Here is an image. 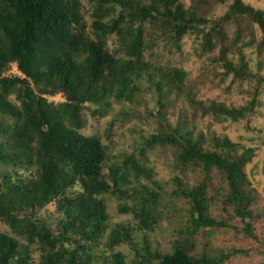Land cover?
Here are the masks:
<instances>
[{
	"label": "trees",
	"instance_id": "1",
	"mask_svg": "<svg viewBox=\"0 0 264 264\" xmlns=\"http://www.w3.org/2000/svg\"><path fill=\"white\" fill-rule=\"evenodd\" d=\"M84 1L93 5L90 22L85 18ZM231 15H247L264 39L263 10L233 0L225 18ZM146 21L159 24L161 34L169 28L177 40L187 31L197 30L207 35L209 44L211 33L219 34V23L211 25L204 16L187 14L176 0H0V162L13 166L12 172L2 173L0 217L14 232L0 231V264H94L91 251L100 238H105L109 249L132 242L129 224H117L105 236L109 226L106 195L138 198V191H130L129 181L130 176L151 178V169L141 161L146 149L141 146L139 156L128 154L120 162L109 163L103 142L79 131V112L83 104H100L109 96L133 100L140 78L157 72L143 55L148 47L143 30ZM153 33L148 32L147 37ZM111 34L123 56L108 50L106 38ZM11 65L16 72L5 74ZM242 66L234 69L225 61V67L237 75L243 73ZM158 76L161 78L154 79L153 86L159 92L163 84L168 89L180 88L184 73L175 69ZM12 94L18 103L9 99ZM56 94L64 97L58 105L47 100ZM212 109L233 119L244 114L242 109ZM215 141L219 149H203L184 131L160 129L147 138L145 146L171 144L176 147L178 163L204 170L218 168L229 186L227 202L238 215L249 216V198L243 189L248 182L244 171L248 157L237 154L227 137ZM22 170L30 175L24 176ZM175 180L181 184L179 177ZM75 185L79 191L69 195ZM204 188L199 184L192 189L178 187L175 192L187 198L195 229L224 226L209 216ZM156 199L157 194L150 192L131 208L119 205V210L132 212L139 218V226L151 228L158 215ZM50 203L63 215L57 230L35 215ZM36 243L40 250L37 259L29 250ZM111 257V264H125L120 252ZM155 257L154 263L150 256H142L136 263L219 264L225 258L191 255L183 244Z\"/></svg>",
	"mask_w": 264,
	"mask_h": 264
},
{
	"label": "rangeland",
	"instance_id": "2",
	"mask_svg": "<svg viewBox=\"0 0 264 264\" xmlns=\"http://www.w3.org/2000/svg\"><path fill=\"white\" fill-rule=\"evenodd\" d=\"M176 2L183 5L187 14L204 16L211 25L219 23V34L211 33L209 44L206 43L207 35L197 30H189L177 40L169 28L161 34L159 24L144 22L148 47L143 55L150 68L154 67L157 72L152 76L145 73L140 78L133 100L118 101L109 96L100 104H83L79 112L82 123L79 131L96 136L103 142L111 160L109 163L114 160L120 162L128 154L139 156L138 149L143 146L146 150L141 161L152 171L150 179L140 176L136 180L130 176L129 189L140 192V198L138 192V198L106 195L109 226L105 236L115 225L129 224L132 227V242L109 249L104 244L105 238H100L99 244L91 251L94 264H111V253L114 252L124 256L125 264H137L142 256H150L154 263L156 254L171 253L177 244L185 245L188 252L195 256L205 254L219 258L228 254L219 264H264V39L247 15L225 18L233 0ZM242 2L264 11V0ZM84 4L87 9L85 18L90 22L93 5L87 1ZM148 32L154 33L147 37ZM106 43L114 56L124 55L118 48L115 35H108ZM225 61H230L234 69L244 65L243 73L237 75L233 69L228 70ZM175 69L184 73L182 86L168 89L163 84V90L158 92L153 86L154 79L161 78L158 76L160 73ZM15 72V67L11 65L5 74ZM9 99L18 103L14 94ZM47 100L58 105L64 97L56 94L47 96ZM212 106L242 109L244 114L233 119L215 111ZM176 128L188 133L203 149H219L216 138L227 137L234 144L237 154L248 157L244 166L248 182L243 189L249 198V216L238 215L233 205L227 202L229 186L218 168L204 170L191 163H178L176 147L171 144H156L153 148L145 146L147 138L158 130L169 133ZM12 169V165L0 162V183L2 173H10ZM22 171L24 176L30 175L28 170ZM105 172H108V166H105ZM175 176L179 177L180 185ZM199 184L205 186L209 216L223 222L224 226L194 228L190 204L175 190L178 187L192 189ZM142 185L148 190L142 189ZM78 191L79 187L75 185L68 190V194L75 195ZM150 192L157 194L155 210L158 215L151 228H147L139 226V218H135L132 212H121L119 205L131 208L135 201L139 202L141 196L147 197ZM39 211L35 215L40 220L46 221L53 230L59 228L58 221L63 215L58 212L55 203ZM246 222H249V227ZM0 231L14 235L2 217ZM38 249V243L29 247L35 259L40 252Z\"/></svg>",
	"mask_w": 264,
	"mask_h": 264
}]
</instances>
